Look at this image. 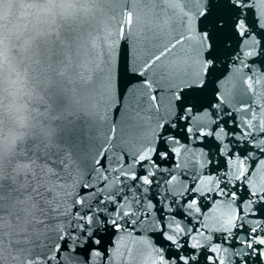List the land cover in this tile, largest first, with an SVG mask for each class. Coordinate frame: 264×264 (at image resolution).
I'll return each instance as SVG.
<instances>
[{
    "label": "water",
    "instance_id": "water-1",
    "mask_svg": "<svg viewBox=\"0 0 264 264\" xmlns=\"http://www.w3.org/2000/svg\"><path fill=\"white\" fill-rule=\"evenodd\" d=\"M86 2L83 15L44 34L88 32L98 47L101 40L115 47L122 71L106 118L74 107L70 93L53 94L37 65L26 54L19 57L39 90L36 107L45 113L41 127L50 132L37 130L33 136L52 141L53 159L58 145L76 140L73 130L81 138L83 130L93 137L87 152L68 156L66 171L77 183L69 181L66 197L59 194L64 200L60 219L69 222L66 234L72 230L69 224H83L80 236L91 229L94 238H102L101 247L108 246L115 264H144L147 253L157 262L164 257L163 264H264V257L241 244L250 227L264 235V5L260 0H182L175 15L169 10L167 25L153 41L169 47L149 66L144 61L150 52H133L140 34L134 31L129 37L120 24L131 16L133 27L140 9L130 12L131 3L122 0ZM165 19L156 23L163 25ZM201 29L215 32V43L205 40L197 54ZM177 36L189 50L184 60L191 71L172 68ZM126 47L128 70L123 71ZM133 97L139 118L130 122L125 108ZM145 153V160L133 159ZM145 175L151 183H144ZM193 197L196 203L189 209ZM229 206L236 215L230 228L220 219ZM77 216H92L94 223L73 219ZM170 235L175 243L167 239ZM89 246L90 240H84L72 255L86 261ZM172 251L184 259L169 261Z\"/></svg>",
    "mask_w": 264,
    "mask_h": 264
},
{
    "label": "snow or ice",
    "instance_id": "snow-or-ice-1",
    "mask_svg": "<svg viewBox=\"0 0 264 264\" xmlns=\"http://www.w3.org/2000/svg\"><path fill=\"white\" fill-rule=\"evenodd\" d=\"M122 2L131 3L130 12L140 9L136 11L133 27H129L132 24L131 16L120 21L127 30V36L130 37L134 31L140 34V39L133 45V52L136 55L142 51L151 53L144 61L145 65L150 66L151 63L161 60L165 49L169 46L164 44L163 47H159L153 41L159 37V28L167 25L169 10L175 15L182 0H122ZM229 2L231 3L232 0ZM260 2L264 5V0ZM56 3L68 14L86 11L88 7L86 0H56ZM196 3H202V0H196ZM184 15L186 16V13ZM204 15L207 16L209 13L205 12ZM162 16L166 17L163 25L157 24ZM213 27L216 28L215 24ZM181 35L184 33L181 32ZM187 39L191 42L192 38L187 37ZM205 40L214 44L215 32L209 35L207 31L201 29L196 47L197 54L204 46ZM141 44L144 45L143 48L140 47ZM176 45L180 47L177 48ZM172 47L176 48L171 59L173 70L191 71L193 66L184 60L189 50L184 47L180 36L176 37V44ZM153 48H157L158 51L153 52ZM25 54L37 65L53 94L62 97L65 93H70L74 107L92 111L99 119L106 118L108 108L115 102L122 71L121 60L114 46L107 45L101 40L98 47L96 40L88 32H49L35 37ZM128 55L129 49L126 47L123 55V71L128 70ZM210 58L209 52L208 59ZM137 103L136 98L133 97L125 108L126 118L130 122H135L139 118ZM73 131L77 132L76 140L66 141L63 147L58 145L59 151L53 159L51 151L53 143L46 136L34 137L21 133L19 137L6 139L3 130L0 129V264H93L94 257L97 258L96 264H115L108 246L101 247L102 238H94L91 229L81 237L83 224H69L72 230L66 234L64 224L69 222L60 219L64 200L59 194L63 193L66 197L69 194V181L72 186L77 183L72 173L66 171L68 156L87 152L93 139L86 130H83L82 138L78 130ZM96 155L98 156L99 152ZM146 155L145 153L138 157L134 156L133 159L138 158L143 161ZM55 165H64L65 168L57 169ZM93 171L96 169L94 168ZM143 180L146 184L151 183L147 175ZM60 181H63V184ZM83 187L88 188L90 185L85 184ZM78 202L85 203L84 200ZM195 203L196 199L193 197L187 203V207L194 208ZM239 207L242 214L244 211L242 204ZM77 218L86 220L88 224L94 223L92 216L73 217V219ZM235 218L236 215H233L230 206L220 217L229 228ZM95 223L99 222L95 221ZM111 223L119 229L116 220H112ZM176 230L185 231L178 226ZM256 233V227L248 228L246 233L248 239L246 242L242 240L241 244L246 243L247 249H251L253 254L264 257V235ZM167 239L175 243L173 236L170 235ZM84 240H90V246L86 261H81L72 253L76 248L83 246ZM192 247L196 245L193 244ZM238 254L243 255L242 252ZM183 259L178 251H172L168 256L169 261ZM163 262L164 257L161 256L160 261L157 262L151 253H147L144 260V264H163ZM184 264H187V261H184ZM220 264L223 262L221 261Z\"/></svg>",
    "mask_w": 264,
    "mask_h": 264
},
{
    "label": "clouds",
    "instance_id": "clouds-1",
    "mask_svg": "<svg viewBox=\"0 0 264 264\" xmlns=\"http://www.w3.org/2000/svg\"><path fill=\"white\" fill-rule=\"evenodd\" d=\"M83 12L68 14L56 0H0V129L6 139L37 130L50 135L41 127L45 113L36 107L39 90L19 57L35 37Z\"/></svg>",
    "mask_w": 264,
    "mask_h": 264
}]
</instances>
